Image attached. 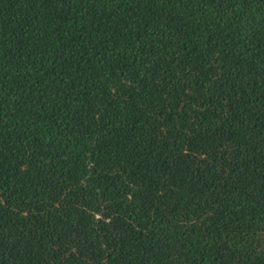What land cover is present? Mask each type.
Segmentation results:
<instances>
[{
    "label": "trees",
    "instance_id": "obj_1",
    "mask_svg": "<svg viewBox=\"0 0 264 264\" xmlns=\"http://www.w3.org/2000/svg\"><path fill=\"white\" fill-rule=\"evenodd\" d=\"M0 264H264V0H0Z\"/></svg>",
    "mask_w": 264,
    "mask_h": 264
}]
</instances>
